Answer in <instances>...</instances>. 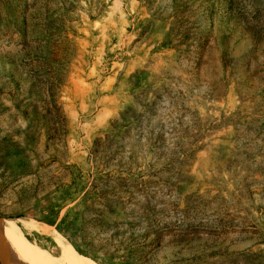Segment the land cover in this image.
Instances as JSON below:
<instances>
[{
    "label": "rangeland",
    "instance_id": "rangeland-1",
    "mask_svg": "<svg viewBox=\"0 0 264 264\" xmlns=\"http://www.w3.org/2000/svg\"><path fill=\"white\" fill-rule=\"evenodd\" d=\"M0 219V264H264V0H0Z\"/></svg>",
    "mask_w": 264,
    "mask_h": 264
},
{
    "label": "bare ground",
    "instance_id": "bare-ground-1",
    "mask_svg": "<svg viewBox=\"0 0 264 264\" xmlns=\"http://www.w3.org/2000/svg\"><path fill=\"white\" fill-rule=\"evenodd\" d=\"M16 229V228H15ZM0 231L1 232H3V234L4 235H6L7 234V232H16V231H14V229H12V227L9 225V224H7V223H5L3 220H1L0 219ZM20 230H18L17 229V232H19ZM22 233V232H21ZM6 241V240H5ZM36 253H38V252H36ZM40 253V252H39ZM40 255V254H39ZM41 257H43V258H41L43 261H45V262H47L48 264H58V263H56V262H50V260H48L46 257H44V255L43 254H41Z\"/></svg>",
    "mask_w": 264,
    "mask_h": 264
},
{
    "label": "trees",
    "instance_id": "trees-1",
    "mask_svg": "<svg viewBox=\"0 0 264 264\" xmlns=\"http://www.w3.org/2000/svg\"><path fill=\"white\" fill-rule=\"evenodd\" d=\"M84 231V230H83ZM83 240H82V242H83V244H85L86 246H88L89 247V244H88V242L86 243V241H85V238H84V233H83ZM106 254H108V255H112V254H109V253H105V255Z\"/></svg>",
    "mask_w": 264,
    "mask_h": 264
},
{
    "label": "water",
    "instance_id": "water-1",
    "mask_svg": "<svg viewBox=\"0 0 264 264\" xmlns=\"http://www.w3.org/2000/svg\"><path fill=\"white\" fill-rule=\"evenodd\" d=\"M2 252V251H1ZM1 256L3 257L2 253H1ZM4 259V258H3Z\"/></svg>",
    "mask_w": 264,
    "mask_h": 264
}]
</instances>
